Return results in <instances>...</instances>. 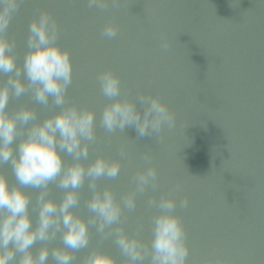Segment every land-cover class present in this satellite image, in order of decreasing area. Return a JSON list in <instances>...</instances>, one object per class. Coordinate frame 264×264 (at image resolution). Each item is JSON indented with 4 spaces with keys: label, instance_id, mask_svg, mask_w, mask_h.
Returning a JSON list of instances; mask_svg holds the SVG:
<instances>
[{
    "label": "water",
    "instance_id": "95a60500",
    "mask_svg": "<svg viewBox=\"0 0 264 264\" xmlns=\"http://www.w3.org/2000/svg\"><path fill=\"white\" fill-rule=\"evenodd\" d=\"M41 12L55 20L56 43L71 58L64 106L95 112V138L82 162L87 166L97 155L120 162L118 177L96 181L97 191L107 188L121 202L119 224L104 234L90 224L88 247L72 253L73 264H83L94 250L109 252L115 264H127L114 231L119 228L150 246L159 208L148 201L161 196L177 202L174 212L189 250L186 264H264V0H116L115 5L107 0L103 9L90 8L87 0H21L4 35L14 45L22 80L29 23ZM107 23L118 28L113 39L102 35ZM162 39L168 41L166 50ZM104 70L119 77L121 99L159 97L174 113L175 125H166L159 136H139L134 126L107 132L100 115L111 100L97 79ZM6 79L0 77V83ZM135 103L142 115L143 106ZM23 106L35 110L38 120L60 110L51 96L42 105L30 92L19 98L10 93L6 111L15 114ZM19 127L26 131L27 126ZM61 157L66 166L73 160L63 151ZM148 164L157 170L155 185L136 192L134 177ZM0 172L10 185L16 183L10 164L0 165ZM23 190L31 196L35 226L39 189ZM78 191L73 211L87 219L92 195L87 178ZM130 193H136L131 210L122 204ZM48 194L59 201L64 191L52 181ZM183 198L188 205L181 208ZM47 245L46 264H54L51 248L62 246L59 234ZM40 247L37 241L33 254Z\"/></svg>",
    "mask_w": 264,
    "mask_h": 264
},
{
    "label": "clouds",
    "instance_id": "9594fccd",
    "mask_svg": "<svg viewBox=\"0 0 264 264\" xmlns=\"http://www.w3.org/2000/svg\"><path fill=\"white\" fill-rule=\"evenodd\" d=\"M20 2L0 0V77H7L0 83V165L10 164L16 181L10 185L6 175L0 172V264H46L47 242L57 234L62 246L51 248L54 264H73L72 253L88 247L90 224L100 234L119 224L121 202L107 188L97 191L96 181L101 177H118L120 162L101 155L90 160L87 166L82 162L87 159L88 145L95 138L96 116L88 108L64 106L65 94L72 82L71 58L68 50L56 43L58 26L46 12L29 23L23 57L25 79H21V65L12 53L14 45L4 35ZM111 2L116 4V0ZM87 4L90 8L103 9L107 0H87ZM117 33L113 23L105 24L102 29V35L108 39L115 38ZM161 47L165 50L169 47L166 39H162ZM97 79L102 94L111 100L100 115V125L107 132L134 126L139 136H159L166 125L169 128L175 125L174 113L159 97L138 96L136 100L144 109L141 115L136 100L120 98V80L114 72L104 70ZM26 92L42 105H47L51 96L60 110L42 120L37 119L36 111L29 106L19 108L15 114L7 112L10 93L19 98ZM21 125L27 126L26 131L20 130ZM62 151L73 157L67 166L62 160ZM85 178L92 192L87 201L91 216L87 219L73 211L79 205L78 190ZM134 180L136 192L143 193L149 185H155L157 170L148 164L136 173ZM52 181L64 191L59 201L48 194ZM25 187L39 189L35 226L29 213L31 196L23 190ZM135 195L123 196V207L134 209ZM148 204L159 208L152 221L150 246L119 228L114 231L115 244L127 258V264H144L145 257H150V264H186L189 250L184 227L174 212L177 202L170 196H161L159 201L150 199ZM179 205L187 207V198L181 199ZM37 241L41 247L33 254L31 249ZM83 264H115V259L109 252L94 250Z\"/></svg>",
    "mask_w": 264,
    "mask_h": 264
}]
</instances>
